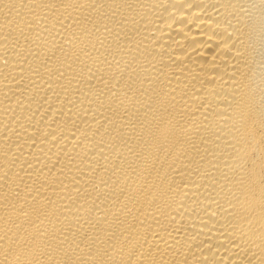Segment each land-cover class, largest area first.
<instances>
[{
    "label": "bare ground",
    "instance_id": "1",
    "mask_svg": "<svg viewBox=\"0 0 264 264\" xmlns=\"http://www.w3.org/2000/svg\"><path fill=\"white\" fill-rule=\"evenodd\" d=\"M0 264H264V0H0Z\"/></svg>",
    "mask_w": 264,
    "mask_h": 264
}]
</instances>
